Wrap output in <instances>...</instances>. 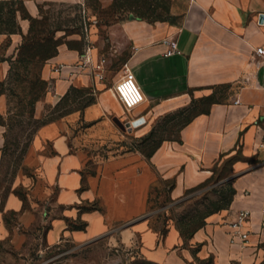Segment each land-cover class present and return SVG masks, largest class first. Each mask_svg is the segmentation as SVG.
<instances>
[{
	"label": "crops",
	"instance_id": "1",
	"mask_svg": "<svg viewBox=\"0 0 264 264\" xmlns=\"http://www.w3.org/2000/svg\"><path fill=\"white\" fill-rule=\"evenodd\" d=\"M261 13L264 0H190L180 26L144 27L133 37L136 49L126 63L145 100L127 110L111 88L105 91L103 103L114 118L131 125L128 129L136 130L139 136L151 134L165 114L195 109L196 98L208 95L214 87L230 84L234 96L199 110L180 127L177 138L160 142L149 155L139 149L98 164L97 173L85 184L78 166L72 164L78 161L82 167L80 156L67 154V146L58 140L54 145L57 156L43 160L45 180L54 190L58 207V212L43 222V248L62 241L84 246L104 237L111 244L130 246L137 238L140 256L155 264H198L199 260L208 264H264V161L256 170L238 174L237 182L244 184L250 196L239 192L234 216L227 218V210L209 216L188 243L174 227L163 237L149 227V219L141 218L154 184L172 182L170 196L182 199L188 190L210 181L214 167L238 150L248 158L264 151V54L257 53L264 49ZM157 32L163 39H175L181 54L166 56L167 44L148 37ZM77 57L68 48L60 49L45 66L44 78L52 76V64L73 62ZM9 70V65L0 62V76L6 78ZM122 77L121 71L112 83ZM141 116L145 122L138 124ZM5 132L0 125V166ZM244 164L236 161L233 168L240 170ZM94 201L102 208H80ZM18 202L11 193L8 204L0 207V231L4 230L5 210H18ZM240 211L251 213L244 227L250 231L246 249L232 245L229 235V225ZM25 221L26 225L31 223L30 219ZM76 221L84 223V228L72 229L70 223Z\"/></svg>",
	"mask_w": 264,
	"mask_h": 264
},
{
	"label": "rangeland",
	"instance_id": "2",
	"mask_svg": "<svg viewBox=\"0 0 264 264\" xmlns=\"http://www.w3.org/2000/svg\"><path fill=\"white\" fill-rule=\"evenodd\" d=\"M189 1H0V62L13 69L11 77L0 76V125L6 130L0 207L8 204L11 193L19 199L18 210L8 209L3 215L0 264H155L140 256L137 238L130 246L111 244L104 237L84 246L62 241L43 248V222L58 212L54 190L45 180L43 160L57 156L54 145L60 140L67 146V154L80 156L82 167L78 161L72 164L78 166L85 184L97 173L98 164L139 149L149 155L160 142L177 138L180 127L199 110L234 96L230 84L214 87L208 95L196 98L195 109L165 114L146 136H139L124 123L118 124L103 103L105 91L114 90L112 81L121 71L124 75L126 60L136 49L133 37L144 27L180 26ZM160 35L157 32L148 37L164 43L172 39ZM57 43L58 54L60 49L68 48L78 57L73 62L52 64V76L45 79L44 68L50 59L44 61V55ZM35 52L41 54L34 56ZM236 161L246 163L244 168L235 170ZM263 161L264 151L248 158L238 150L221 166L214 167L210 181L188 190L178 200L170 196L172 182L154 184L148 192L146 214L141 218L149 219V227L163 237L174 227L188 243L209 216L223 210L228 211L227 218L234 216L239 192L250 196L244 184L237 182L238 174L256 170ZM80 208L102 206L94 201ZM25 219L31 223L26 225ZM70 226L83 229L84 223L71 222ZM198 264L208 263L199 260Z\"/></svg>",
	"mask_w": 264,
	"mask_h": 264
},
{
	"label": "built area",
	"instance_id": "3",
	"mask_svg": "<svg viewBox=\"0 0 264 264\" xmlns=\"http://www.w3.org/2000/svg\"><path fill=\"white\" fill-rule=\"evenodd\" d=\"M259 24L264 25V13L259 15ZM165 43L168 49L166 56L181 54L178 43L175 39H167ZM259 55L264 54V49H258ZM125 73L123 77L117 81L114 90L116 91L119 101L127 110H132L144 102V95L136 82L135 75L128 63L125 64ZM238 102V101H237ZM138 124L145 122L144 116L137 119ZM251 213L249 211H240L237 219L230 223V240L232 245H240L241 249H246L250 242V231L244 229L245 224L249 222ZM264 223V218H263Z\"/></svg>",
	"mask_w": 264,
	"mask_h": 264
},
{
	"label": "trees",
	"instance_id": "4",
	"mask_svg": "<svg viewBox=\"0 0 264 264\" xmlns=\"http://www.w3.org/2000/svg\"><path fill=\"white\" fill-rule=\"evenodd\" d=\"M6 2H10V3H12V2H14V0H8V1H6ZM58 46H59V44L57 43L56 45H55V49H51L52 51H48L45 55H44V61H47V60H49V59H52L53 57H55L57 54H58ZM41 53H39V52H35V54H34V56H39ZM12 72H13V69H10V71H9V75H8V77H11V75H12ZM18 77H20L19 75H18ZM20 78H17L16 80H19ZM216 102H218V101H216ZM215 103V102H214ZM190 119V118H189ZM188 119V120H189Z\"/></svg>",
	"mask_w": 264,
	"mask_h": 264
},
{
	"label": "water",
	"instance_id": "5",
	"mask_svg": "<svg viewBox=\"0 0 264 264\" xmlns=\"http://www.w3.org/2000/svg\"><path fill=\"white\" fill-rule=\"evenodd\" d=\"M115 121L118 123V124H120V125H122L123 126V123L118 119V118H115ZM127 128H130L131 127V125H125Z\"/></svg>",
	"mask_w": 264,
	"mask_h": 264
},
{
	"label": "bare ground",
	"instance_id": "6",
	"mask_svg": "<svg viewBox=\"0 0 264 264\" xmlns=\"http://www.w3.org/2000/svg\"><path fill=\"white\" fill-rule=\"evenodd\" d=\"M114 96L116 97V99L119 101V99H118V97H117V94H116V91H114ZM120 102V101H119ZM125 111H127V110H125ZM128 113V112H127ZM138 121V120H137ZM136 121V122H137ZM135 121H133V123H134V126H135V124H137ZM133 125V124H132Z\"/></svg>",
	"mask_w": 264,
	"mask_h": 264
}]
</instances>
